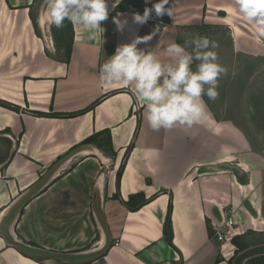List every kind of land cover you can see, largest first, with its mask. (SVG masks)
Segmentation results:
<instances>
[{
    "label": "crops",
    "instance_id": "obj_1",
    "mask_svg": "<svg viewBox=\"0 0 264 264\" xmlns=\"http://www.w3.org/2000/svg\"><path fill=\"white\" fill-rule=\"evenodd\" d=\"M38 3L0 0V223L56 166L11 224L18 241L54 252L99 249L105 233L97 200L111 246L82 264H232L233 257L226 262L220 255L212 227L233 209L240 234L232 244L250 229L255 236L264 232L262 147L256 143L258 154L244 153L253 148L245 129L210 105L200 124L154 131L129 88H103L99 75L117 46L153 31L138 47L158 54L169 43L184 45L186 27L220 19H235L252 33L244 39L230 27L235 51L259 50L264 37L243 20L235 0H170L173 17H151L144 25L132 22L144 10L117 8L95 39L71 22L69 29L50 26L42 8L34 13ZM117 13L128 20L123 32L113 23ZM230 248L224 247L228 258ZM0 264L68 263L24 255L0 227Z\"/></svg>",
    "mask_w": 264,
    "mask_h": 264
},
{
    "label": "clouds",
    "instance_id": "obj_2",
    "mask_svg": "<svg viewBox=\"0 0 264 264\" xmlns=\"http://www.w3.org/2000/svg\"><path fill=\"white\" fill-rule=\"evenodd\" d=\"M151 0H146V3ZM122 0H43V17L50 26L61 28L67 20L80 25L88 39H95L105 28L102 22L109 18ZM170 0H158L146 7L143 14L134 13L132 22L146 24L154 13L157 17H173ZM244 21L252 25L256 34L264 37V0H235ZM122 13L114 16L116 30L123 32L128 24ZM154 31L136 36L130 43L117 46L115 53L100 68L99 80L103 88L120 85L129 88L136 101L144 107L145 119L154 131L171 129L176 125L191 128L206 119L207 104L203 97H219V80L228 74L227 67L218 62L215 51L218 43L208 37L197 36L184 45L172 42L162 48V56L147 45ZM160 47L159 43L155 48ZM191 48V51L188 49ZM198 62L193 71L192 64Z\"/></svg>",
    "mask_w": 264,
    "mask_h": 264
},
{
    "label": "rangeland",
    "instance_id": "obj_3",
    "mask_svg": "<svg viewBox=\"0 0 264 264\" xmlns=\"http://www.w3.org/2000/svg\"><path fill=\"white\" fill-rule=\"evenodd\" d=\"M112 2L114 0H109L110 8ZM155 2H158V0H151L148 3H146V0H122V3L117 8H140L139 10H145L146 7H152ZM42 4L43 0H39L38 5L35 6L33 11L36 16L41 10ZM152 17L166 19L167 15L157 17L153 13ZM217 21L216 24H211L212 26H208L204 22L197 27L189 28L192 26H188L183 32L184 37L189 40L200 36L216 41L219 45L215 49L218 54V62L228 69V74L222 76L219 80V97L214 101H208V97L205 95V102L208 106H211V110L213 109L216 115L225 113L226 118H231L229 121L245 129L247 138L253 148L252 150L244 151V153L249 154V156H251L250 153L254 152L258 154L260 147H262L260 149L261 152L264 153V45H261L262 47L259 50L256 48V52L251 50L248 52L235 51L234 36H232L231 28L233 27L234 31L248 40H251V31L243 29V25H241L242 29L235 26V19L234 21L232 19H220ZM236 24L240 23L236 21ZM63 27L69 29V21L66 20ZM246 42H244V48L250 47V45L246 46ZM256 143H258L259 148L256 147ZM235 153H233V156L237 157L239 154ZM235 162L237 160L232 162L234 163L233 169L237 167ZM254 232L250 229L246 234V238L237 239L236 242L233 241L234 247L230 248V252L232 249H236L233 259L246 248L264 243V232H261L258 236L253 235ZM259 256L253 257L254 259L251 258L252 260H247L245 264H259L261 259L256 260Z\"/></svg>",
    "mask_w": 264,
    "mask_h": 264
},
{
    "label": "water",
    "instance_id": "obj_4",
    "mask_svg": "<svg viewBox=\"0 0 264 264\" xmlns=\"http://www.w3.org/2000/svg\"><path fill=\"white\" fill-rule=\"evenodd\" d=\"M55 168L56 166L53 167L51 171H49L37 184H35V186L32 187V189L27 194H25L21 199L14 203V205L9 209L7 214L1 219L0 227L2 235L8 241V243L16 247L21 253L37 260L48 261L46 259H51L50 261L52 262H61L68 264H82L94 261L105 255V253L111 246V234L106 224L105 216L102 210L99 208L97 200L94 202L95 215L104 230L106 238L104 245L97 250L74 253L54 252L25 244L13 238V236L10 234V226L16 219L17 215L20 213L22 208L28 203V201L33 197V195L36 194L48 181ZM259 255H264V243L248 247L242 252L238 253L232 260V264H245L247 260Z\"/></svg>",
    "mask_w": 264,
    "mask_h": 264
},
{
    "label": "built area",
    "instance_id": "obj_5",
    "mask_svg": "<svg viewBox=\"0 0 264 264\" xmlns=\"http://www.w3.org/2000/svg\"><path fill=\"white\" fill-rule=\"evenodd\" d=\"M238 223L235 219V212L232 209L231 212H227L224 215L223 222L220 224H214L212 227V236L211 238L216 240L219 243V252L224 260L229 261L235 255V248L231 250V256L228 258L226 250L224 249L225 245L230 244L231 247H234L232 240L234 236L240 234V231L237 228Z\"/></svg>",
    "mask_w": 264,
    "mask_h": 264
},
{
    "label": "trees",
    "instance_id": "obj_6",
    "mask_svg": "<svg viewBox=\"0 0 264 264\" xmlns=\"http://www.w3.org/2000/svg\"><path fill=\"white\" fill-rule=\"evenodd\" d=\"M70 53H71V48H69L68 51H67L68 59H69V57H70ZM170 229H171V219H170V212H168L167 220H166V224H165V230H166L167 237H169V241L171 242L170 237H171V235H172V230H171V234H170ZM236 241H237V240L234 239V242H236ZM253 259H254V258H253ZM258 259H261L260 262H259V264H260V263H261V264H264V255L259 256V257L256 258V260H258ZM250 260H252V259H250Z\"/></svg>",
    "mask_w": 264,
    "mask_h": 264
},
{
    "label": "bare ground",
    "instance_id": "obj_7",
    "mask_svg": "<svg viewBox=\"0 0 264 264\" xmlns=\"http://www.w3.org/2000/svg\"><path fill=\"white\" fill-rule=\"evenodd\" d=\"M238 31H240V30H238ZM105 241H106V238H105V236H104V243H105ZM103 245H104V244H103ZM46 260L50 261L51 259H46Z\"/></svg>",
    "mask_w": 264,
    "mask_h": 264
}]
</instances>
